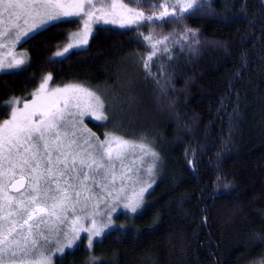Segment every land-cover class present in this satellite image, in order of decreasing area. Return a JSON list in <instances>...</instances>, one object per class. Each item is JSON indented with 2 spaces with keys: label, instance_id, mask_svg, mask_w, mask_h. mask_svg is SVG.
<instances>
[{
  "label": "trees",
  "instance_id": "16d2710c",
  "mask_svg": "<svg viewBox=\"0 0 264 264\" xmlns=\"http://www.w3.org/2000/svg\"><path fill=\"white\" fill-rule=\"evenodd\" d=\"M209 2L182 22L97 27L87 47L55 62L80 25L62 22L21 45L26 71L0 74V121L6 102L28 99L51 74L55 86L81 84L106 101L110 118L88 120L92 131L149 143L161 159L138 214L117 217L92 248L84 238L54 264H264V0ZM184 26L199 44L181 38Z\"/></svg>",
  "mask_w": 264,
  "mask_h": 264
},
{
  "label": "snow or ice",
  "instance_id": "6c2138e0",
  "mask_svg": "<svg viewBox=\"0 0 264 264\" xmlns=\"http://www.w3.org/2000/svg\"><path fill=\"white\" fill-rule=\"evenodd\" d=\"M128 3L163 10L159 14L146 15L138 8L128 7L123 0H111L99 9L101 15H97L94 0H0V49H7L0 53V72L15 70L14 74H20L26 71L29 66L27 53H14L16 45L62 22H77L73 18L83 23L82 32L71 34L78 37L79 42L57 51L54 60L67 58L70 50L87 45L93 24L118 23L121 28L136 26L139 29L145 24L152 27V21L182 22L185 14L195 15L212 8L209 0H176L170 6L167 0L163 4L158 0L156 3L128 0ZM150 38L151 33L145 37ZM181 38L195 44L200 42L196 30L187 26ZM168 39V36L157 39L156 44ZM163 51L168 49L165 47ZM156 54L154 44L151 54L144 60L145 68L150 67L149 62ZM51 80V74L44 77L31 100L13 97L3 105L11 111L9 119L0 121V264H52L53 248L63 254L65 249L77 245L81 233L88 234L87 246L92 248L94 238L104 234L112 224L110 214L107 223L96 219L101 215L98 211L99 202L104 199L101 193L117 179L129 178L126 171L131 169L124 164L126 156L139 149L144 155L158 158L145 143L112 133H106L103 141L97 138L96 144L88 140L80 143L74 129L82 121L76 117L86 113L70 109H80L83 104L89 109L100 110L97 120H107L108 116L103 114L104 101L76 83L49 91ZM21 100H24L23 106L18 107ZM117 162L121 169L119 175ZM147 172L152 174L153 165H149ZM149 187L150 184L141 188L139 200L129 201L124 207L136 212ZM123 190V187L119 189ZM111 195L108 191V196ZM119 199L117 195L115 200ZM85 220L90 222L89 227L84 226Z\"/></svg>",
  "mask_w": 264,
  "mask_h": 264
},
{
  "label": "rangeland",
  "instance_id": "374dc122",
  "mask_svg": "<svg viewBox=\"0 0 264 264\" xmlns=\"http://www.w3.org/2000/svg\"><path fill=\"white\" fill-rule=\"evenodd\" d=\"M110 2H111V0H94V3L96 4V9H97V15H101V12L99 11V9L102 8L103 5L109 4ZM175 2H176V0H167V3L169 4V6L171 4H174ZM163 3H165V0H163L161 4H163ZM130 8H132V7H130ZM162 10L163 9H161V11ZM169 10L171 11V7H169ZM73 19L79 21V18H73ZM21 23H23V22L21 21ZM103 26H109V27H114V28H119V29H131L133 27H136V26H133L131 28H121V27H119L118 23L117 24H103L101 22L100 24H93V26H92V34L88 37V43L83 48H85V47H87L89 45V42H90L91 38L93 37L97 27H103ZM82 31H83V23L80 22L79 27L69 34L68 41L62 47L58 48L54 52V54L52 55V59L55 57V53L57 51H63V49L68 46V44H70V43H72V44L78 43L79 42V38L78 37H73L71 34L72 33H80ZM24 41L25 40H22L19 44L16 45V47L14 49V53H17V54H19V53H27V51L21 46L24 43ZM78 49H82V48H77V49L70 50V53L72 51L78 50ZM5 51H7V49H0V53H3ZM27 58H28V65H29L30 56H29L28 53H27ZM55 59H62V58H55ZM11 71H15V70H11ZM7 72H10V71H7ZM1 73H4V72H0V74ZM47 75L48 74H45V75H43V77H41V79L39 81V84L42 82L43 78L46 77ZM82 86H84V85H82ZM38 87H39V85H38ZM38 87H37V89H38ZM55 87H63V86H55V85H53L52 80H51L49 82V85H48L49 91L52 88H55ZM84 87H86V86H84ZM86 88H88L89 91L95 92L96 95L100 96L98 94V92H96L92 88H90V87H86ZM32 94L28 98V100H31L33 98ZM17 98H20V97H17ZM101 99L104 101V104H105V110H104L103 114L107 115L108 119H109L111 114H106V101L102 97H101ZM23 102H24V100H21V102L18 105V107H22L23 106ZM70 111L77 112V113H79L80 111H84L86 113V114H84L82 116L78 114L77 117H76V119L78 121H82L80 123H77L76 127L74 129L76 131L77 137L80 138V140H79L80 143H83L85 140H88L89 143L96 144V143H98L97 138L99 139V141L105 140V135L104 136L103 135H98L97 133L92 131V129L90 128V126L87 123L88 120H91V121H94V122L103 123L105 120H97L96 119V116L100 115V110L89 109V108L86 107V105L82 104L80 109L71 108ZM9 118H10V116L7 119H9ZM110 130H112V129L110 128ZM103 133H105V134L106 133H112L113 134V131H107V132H103ZM90 134H94V136L90 135ZM124 139H126V138H124ZM127 140L134 141L132 139H127ZM134 142H136V143H145L146 145H148L152 149V151H154L157 154L158 158H154L151 155H144V153H142L139 149H137L134 154L130 153V154H128L126 156V158L124 160V164L126 166H128V168L131 169L130 171H126V176L129 177V178L128 179H124V180L117 179L115 181L114 185L110 184L109 188L107 190H105L103 193H101L104 196V199L99 202V208H98V211H99V213H101V215H98L96 217V219L98 221H100L101 223H107L108 216L110 214L111 215V221H112L111 226L105 229L104 234L107 233L109 230L113 229L116 226L115 220H116L117 217H119L121 220H123L125 215L134 216V215L138 214L141 211V209L144 207V205L147 202L148 195L152 191V189H153V187H154V185H155V183L157 181L159 172H160L161 159H160L158 151L149 143L141 142V141H134ZM86 146L87 145H85V147ZM149 165H153V172H152L151 175L147 172V168L149 167ZM116 168H117V174L119 175V172L121 171L119 162H117ZM149 184L151 185V187H149L148 190L143 193V200L141 201V207H139L136 212H132V211H130V209H127V208L124 207V204L128 203L129 201L135 202V201L139 200L141 188H145ZM121 187H123V189H124L122 192L119 191V189H121ZM96 191L100 192V189L97 188ZM108 191L112 192L111 197L108 196ZM117 195L120 196V199L118 201L115 200V197ZM112 207L115 208V211H111L110 212L109 210ZM88 211L89 212L92 211L91 207L88 208ZM83 223H84L85 227H89L90 226V222L88 220L83 221ZM104 234H102L99 237H95L94 240H93V243L96 240L101 239ZM80 235H81V240H83L84 238L86 239L88 234L87 233H81ZM80 241H78L77 244ZM86 245H87V239H86ZM67 250H69V249H65V251H67ZM60 255H62V254L58 253V252H55L54 248H53L52 264L55 263L56 258L58 256H60Z\"/></svg>",
  "mask_w": 264,
  "mask_h": 264
}]
</instances>
